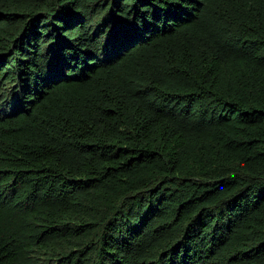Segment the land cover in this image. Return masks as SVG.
Returning <instances> with one entry per match:
<instances>
[{
	"label": "trees",
	"instance_id": "16d2710c",
	"mask_svg": "<svg viewBox=\"0 0 264 264\" xmlns=\"http://www.w3.org/2000/svg\"><path fill=\"white\" fill-rule=\"evenodd\" d=\"M0 264H264V0H0Z\"/></svg>",
	"mask_w": 264,
	"mask_h": 264
}]
</instances>
